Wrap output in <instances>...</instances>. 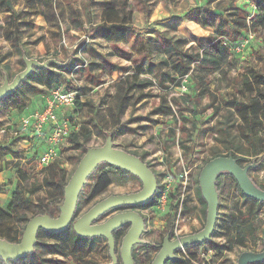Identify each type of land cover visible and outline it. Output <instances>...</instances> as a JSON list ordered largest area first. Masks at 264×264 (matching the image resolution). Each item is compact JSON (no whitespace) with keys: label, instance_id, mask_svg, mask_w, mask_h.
<instances>
[{"label":"rangeland","instance_id":"rangeland-1","mask_svg":"<svg viewBox=\"0 0 264 264\" xmlns=\"http://www.w3.org/2000/svg\"><path fill=\"white\" fill-rule=\"evenodd\" d=\"M10 1L14 11H8L4 0H0V88L6 82L11 84L15 77L26 69L25 60L46 65L56 74L57 86L65 92L76 90L77 85L81 88L80 106L75 104L74 107H68L64 109L63 114L75 123L76 129L72 132L78 135L83 147L76 149L70 139L65 143L63 155L59 158L60 171L65 172L64 178L61 172L59 176L62 185L71 180L80 164L81 155L89 149L102 148L109 136H112L116 150L138 157L155 175L157 193L159 192L155 203L116 209L100 217L93 225L104 224L121 213H138L144 221L145 232L140 238L142 243L137 245L136 253L141 260L146 261L144 264H152L166 237L174 241L203 231L207 221V205L205 207L201 201L204 199L199 179L208 162L226 155L223 146L217 141L216 131L222 114H214L213 108L209 107V97H200L198 94L192 99L189 97H192L190 89L200 84L199 76H196L194 81L189 78L188 83L182 87L177 85L179 77L176 76V81L173 82L174 72L169 66L162 70L159 68L161 57L154 47L158 44L157 35L166 32L169 36L187 38L189 42L184 48L194 52L196 41H206L212 31L202 29L196 17L179 26L175 22L176 18L200 7L213 9L221 15L228 9L240 7L250 15L252 6L245 0H114L125 6L127 13L132 11V26L144 30L139 34H131L126 44L115 47L98 38L91 39L93 37L88 33V28L99 24L101 19L94 8L91 18L83 8L91 2L104 0ZM74 9L81 12L86 30H67L71 26L70 16ZM148 10L149 15L146 14ZM58 30L62 32V40L57 37ZM9 34L12 35V41L8 39ZM257 35L261 36L260 33ZM16 37L21 39V44L14 40ZM143 42H148L153 48L152 70L149 69L147 60L137 53ZM258 44L257 40L248 48V52L241 58V63L249 61L264 72V64L249 56L251 47L257 49ZM141 64L143 73L139 71ZM33 73L31 81L24 83V92L16 90L19 95L17 103L9 101L0 104V123L4 128H14L15 132H20V121L24 116L45 108L50 90L42 84L35 67ZM134 78H137V82H150L151 86L130 90ZM31 86L37 87L40 92L33 94ZM210 90L214 92V82ZM224 95L231 99L234 96L233 89L224 91ZM12 96L14 94L9 97ZM122 98H125V101L121 105ZM185 98L188 99L187 103L183 100ZM119 106L125 107L122 115ZM194 111L199 112L196 117ZM113 115H120V119L116 121ZM193 123L197 124L196 129H192ZM183 125L192 133V139L188 142L191 149L188 152H184L179 144V128ZM84 128L92 133L88 142H83ZM4 135L0 134V141L4 140ZM12 137L13 135L7 134V139L4 140L6 142L3 141L1 145L9 149V152L6 151L7 157L0 161V168L3 169L0 173V185L4 192L0 193V208L4 210L11 203V196L17 187L16 170L5 168L6 161L16 162L23 158L22 165L37 174L35 177L40 179L42 170L50 166L41 163V155L46 146L40 142L28 146L22 141L15 142ZM17 152L19 154L15 155ZM25 156L32 158L30 164ZM103 164L104 170H110L112 183L97 196L87 199L89 188L92 186L89 177L86 183L88 187L80 193L82 197L78 199L74 220L80 219L109 197L137 194L143 190L141 180L135 175L123 177L112 170L115 168L112 165ZM251 164L244 163L242 167L249 168V178L257 188V185L264 186V170H258L259 167L255 163ZM218 177H221V188L215 186L218 198L216 231L220 235L212 237L204 247L193 250L198 254L210 249L212 243L224 245L228 236H235L236 230L230 225V217L239 212L247 213L251 208L249 203L244 202L242 191L230 173L220 172ZM34 183L32 181L31 185ZM36 183L38 185V182ZM30 188H36L30 196L32 204L24 206L15 217L11 216L7 222L0 224L1 241H8L11 237L17 241L21 240L29 221L39 215L59 218V208L64 204L65 192L61 196L60 192L56 193L51 187L34 185L28 187L27 191ZM252 213L258 226V238L249 239L244 246L234 244L233 249H226L222 254L211 250L209 261L205 264H238L243 253L264 251V207L261 210H252ZM172 220L174 221L170 224ZM126 227L130 229V225ZM128 230L124 232L125 235ZM73 234L75 232L71 225L56 238L42 234L39 242L43 245L68 248ZM124 237L115 241V263L109 253L108 241L101 237L102 239L95 242L94 249L100 264H123L120 249ZM37 258H40L43 264L65 262L61 257L47 254L42 245L39 252H34L27 260L28 264H38Z\"/></svg>","mask_w":264,"mask_h":264},{"label":"trees","instance_id":"trees-1","mask_svg":"<svg viewBox=\"0 0 264 264\" xmlns=\"http://www.w3.org/2000/svg\"><path fill=\"white\" fill-rule=\"evenodd\" d=\"M245 1L254 7L250 15L240 7L228 9L223 15L216 13L213 9L211 10L210 8L200 7L185 14L183 17L176 18L175 22H177V26L184 24L188 19L196 17L197 23L202 29L212 30V34L207 37L206 41L201 39L196 41V50L194 52H190L184 48L189 42L187 38L183 36H169L166 32H160L157 35L158 44L154 48L161 57L158 64L159 68L162 70L164 67H171L174 72V78H172V81L175 82V77H179L180 79L177 82L179 87L186 85V83L183 84L185 78H188V80L191 78L194 81V78L199 76L200 84H196L195 87L190 89L192 97H189L192 99L197 94L200 97H209L211 99L209 107L213 108L214 114H222L216 130L217 141L223 146L226 152V155H223L222 157H232L241 167L244 163H255L259 167L258 170H264V72L259 70L255 65L250 64L249 61H243L241 63V58L236 56L232 51L233 45L242 41L247 33L252 32L257 36L259 48L256 49L252 46L253 48L251 47L249 50V56L257 58V61L264 64V0ZM4 4L6 5V8H8V11H14L10 0H4ZM95 5H99V7L103 9V13L101 22L94 26L91 25V27L88 28L89 35L93 37L91 39L98 38L105 43L116 47L121 44H126L129 41L131 34H139L144 31L132 26V11L129 10L128 14L125 6L121 5L120 2L116 3L114 0L91 2L83 8V10L88 12L89 18H91V11ZM146 14H150L149 10ZM70 24L71 26L67 29L68 31L72 29L83 31L87 28L82 19L81 12L77 9L72 11ZM258 33L261 34L260 37L257 35ZM12 35L15 34L12 33ZM12 35L9 34L8 36V39L11 41ZM57 37L62 40V32L60 30H58ZM15 39L21 44V39L17 37L14 38V40ZM137 53L138 56L147 60L148 67L152 70L154 68L152 46L148 42H143L141 47L137 50ZM139 71L143 73L142 64L139 65ZM36 72L40 76V80L46 89L51 91L58 87V82L55 79L56 74L49 70V68H36ZM33 75L34 73L32 71L25 81H31ZM136 79L137 78H134L130 90L146 89L151 86L150 82H137ZM25 81L19 86L17 90L18 92H24ZM212 82L215 83L214 92H211L210 90ZM230 88L234 91V96L231 99L224 95V91ZM30 90L33 94L40 92L35 86H31ZM17 91L13 93L14 96L1 100L0 104L8 103L9 101H16L19 98ZM183 100L185 103L188 101L186 98ZM124 101L125 98H122L120 101L121 105ZM15 103H17V101ZM76 104L80 106L79 98ZM119 107L120 115H122L125 111V107ZM193 114L196 117L199 112L194 111ZM120 115H113L114 119L118 121ZM195 122L198 123L197 120ZM196 123H193L192 129L197 128ZM0 126V134L2 131L5 134L4 140L7 139V134L15 132L14 128H4L1 123ZM179 132V144L184 152H188L191 149L188 142L192 139V133L186 129L185 125H183L182 128H179ZM84 134L85 137L83 142H88L92 133L84 128ZM69 139L72 146L76 149L83 147V144L80 143V139L76 133L72 132ZM3 141H0V161L7 157V152H9L7 146H1L3 145ZM14 141L17 142L16 140ZM18 154L19 153L17 152L15 155ZM85 155L86 153L81 155L79 159L80 162ZM25 158L28 159L26 161L30 164L32 158L28 156H25ZM22 160L23 158L16 162H5V168L8 167L16 170L17 187L11 196V203L7 206V209L4 210L0 208V224L7 222L11 216L15 217L18 211L24 206L32 204L30 196L34 194L36 188L34 190L30 188L29 191H27L28 187L34 185L37 187H51L56 193L60 192V195L63 196L65 188L68 185V182L62 185V181L59 178L60 172L62 173L61 175L63 178L65 173L62 170L60 171V159L54 161L48 168H45V170H42L40 173L41 179L36 178L35 176H37V174L35 175L32 171L26 169L22 165ZM103 165L104 164H100L96 171L90 176L92 186L89 188L87 199H92L97 196L112 183L109 177L110 170H104ZM112 170L116 171L123 177L130 175V173L124 172L120 169L112 168ZM2 171L3 169L0 168V173ZM32 181L35 183L31 185ZM36 182H38V185ZM215 186L221 188V177L216 179ZM257 186L260 190L264 191V186ZM85 187H88V185L85 184L83 191ZM0 193H4L1 189V185ZM158 195L159 192L156 193L155 197L150 203H148V205L155 203ZM241 196L245 203L250 204L251 208L247 213L239 212L230 217L232 220L230 225L236 230V235L228 236L224 245L212 243L210 249H205L204 252L213 250L215 253L222 254L226 249H233L234 244L244 246L249 239L253 238L256 240L258 238V226L253 219L252 210H261L264 207V202L250 199L243 193H241ZM80 197H82V195H80ZM201 201L206 207L204 201L202 199ZM50 213L54 214L51 211ZM39 216H45V214ZM49 217L52 218L51 216ZM173 221L174 220L170 221V224H172ZM126 230L128 229L125 226L115 231L113 233L115 241L124 237V232ZM62 233L52 234L42 230L39 231L37 235V243L34 246V252H39V248L42 245L47 254L63 258L65 262H56L58 264H100L94 249V244L97 240L102 239L101 237L81 239L73 234L68 248H60L55 245H43L39 242V238L42 234L50 238H56ZM219 235V232L215 230L213 237H218ZM21 240L17 241L16 238L11 237L6 242L10 244H20ZM207 243L188 246L184 249L189 257L196 259L198 257V252L195 253L193 250L198 249L199 247H204ZM137 247L138 246H135L133 249L135 263L144 264L146 261L141 260L136 253ZM33 253L16 262H4L1 259L0 261L2 264H28L27 260L32 257ZM109 257L106 258L109 259ZM37 259L39 261L38 264H43V261L40 258ZM167 264L191 263L185 259H175L167 262Z\"/></svg>","mask_w":264,"mask_h":264},{"label":"water","instance_id":"water-1","mask_svg":"<svg viewBox=\"0 0 264 264\" xmlns=\"http://www.w3.org/2000/svg\"><path fill=\"white\" fill-rule=\"evenodd\" d=\"M26 69L17 75L11 84L5 83L0 88V101L12 95L33 71V68H46L36 61L25 60ZM110 164L124 172L138 177L143 190L137 194L112 196L97 204L80 219L74 220L80 193L88 178L100 164ZM220 172L230 173L236 180L242 193L259 202H264V191L257 188L249 178V168H242L232 157H218L211 160L201 172L199 183L202 197L207 205V221L203 231L171 241L166 237L161 250L152 264H167L176 259L175 253L182 248L192 245H202L209 242L216 230L218 219V198L215 192V181ZM157 181L149 166L138 157L118 151L114 148L113 138L109 136L102 148L89 149L81 160L76 172L65 188L64 204L60 208L58 219L48 215L37 216L29 221L20 244H10L0 240V259L4 262H16L34 252L39 231L58 234L73 225L75 234L81 239L103 237L108 241L110 256L115 257V239L113 233L120 228L130 225L122 241L120 257L123 264H136L133 256L135 246L141 244V236L145 232L142 217L134 212H125L113 216L101 225H93L100 217L119 208H135L147 205L157 193ZM264 263V251L261 253H243L238 264Z\"/></svg>","mask_w":264,"mask_h":264},{"label":"built area","instance_id":"built-area-1","mask_svg":"<svg viewBox=\"0 0 264 264\" xmlns=\"http://www.w3.org/2000/svg\"><path fill=\"white\" fill-rule=\"evenodd\" d=\"M254 7H252L253 9ZM257 41L256 34L249 32L244 39L232 46L236 56L243 58L248 48ZM184 83L188 82L185 78ZM72 92H65L60 87L50 91L46 106L43 110L32 111L20 121V132H13L12 138L17 142L22 141L28 146L40 142L46 149L41 155V163L44 166L51 165L63 155V147L69 140L70 134L76 129L75 123L65 118L63 111L68 107H74L80 96L79 86ZM1 134H4L2 131ZM6 142V141H4ZM212 251H201L196 259L187 255L184 248L175 253L176 260H188L191 264H205L209 261Z\"/></svg>","mask_w":264,"mask_h":264},{"label":"crops","instance_id":"crops-1","mask_svg":"<svg viewBox=\"0 0 264 264\" xmlns=\"http://www.w3.org/2000/svg\"><path fill=\"white\" fill-rule=\"evenodd\" d=\"M94 9L97 10V12H98V17H99L100 19H102L103 9L100 8V7H94ZM94 9H93V10H94ZM93 10H92V11H93ZM92 11H91V12H92ZM91 14H92V13H91ZM100 22H101V21H100ZM204 30L212 31V30H210V29H204Z\"/></svg>","mask_w":264,"mask_h":264}]
</instances>
